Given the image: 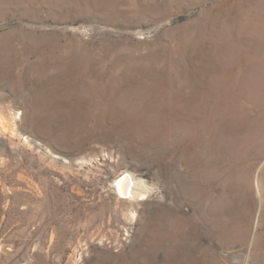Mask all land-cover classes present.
I'll return each mask as SVG.
<instances>
[{
    "label": "rangeland",
    "instance_id": "rangeland-1",
    "mask_svg": "<svg viewBox=\"0 0 264 264\" xmlns=\"http://www.w3.org/2000/svg\"><path fill=\"white\" fill-rule=\"evenodd\" d=\"M239 3L0 0V264H264Z\"/></svg>",
    "mask_w": 264,
    "mask_h": 264
},
{
    "label": "bare ground",
    "instance_id": "bare-ground-1",
    "mask_svg": "<svg viewBox=\"0 0 264 264\" xmlns=\"http://www.w3.org/2000/svg\"><path fill=\"white\" fill-rule=\"evenodd\" d=\"M239 8L238 21L242 36H252V41H255V54L260 52L264 56V0H240ZM5 127V121L0 117V131L5 130ZM116 185L121 195L133 193L134 189L131 188V180L128 177L122 178Z\"/></svg>",
    "mask_w": 264,
    "mask_h": 264
}]
</instances>
